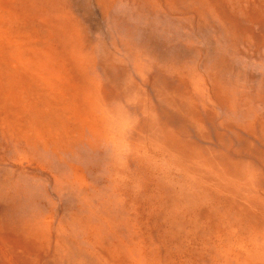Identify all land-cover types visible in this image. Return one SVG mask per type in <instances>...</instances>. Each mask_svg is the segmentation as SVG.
<instances>
[{
    "label": "rangeland",
    "instance_id": "1",
    "mask_svg": "<svg viewBox=\"0 0 264 264\" xmlns=\"http://www.w3.org/2000/svg\"><path fill=\"white\" fill-rule=\"evenodd\" d=\"M0 264H264V0H0Z\"/></svg>",
    "mask_w": 264,
    "mask_h": 264
},
{
    "label": "bare ground",
    "instance_id": "2",
    "mask_svg": "<svg viewBox=\"0 0 264 264\" xmlns=\"http://www.w3.org/2000/svg\"><path fill=\"white\" fill-rule=\"evenodd\" d=\"M42 190H43L42 187H41V188H40V187L37 188L36 186H33V185H31V184L28 185V191H29V193H30V192H31V193H32V192H37V191L41 192ZM28 191H27V192H28ZM29 193H27V194H29ZM40 196H41V195H40ZM26 201H27V202H26L27 204L30 202V201L28 200V198H27ZM34 203H35V202H34ZM25 207H26V206H25ZM25 207H24V208H25ZM31 207H32L31 205L28 206V207H27L28 210H29Z\"/></svg>",
    "mask_w": 264,
    "mask_h": 264
}]
</instances>
